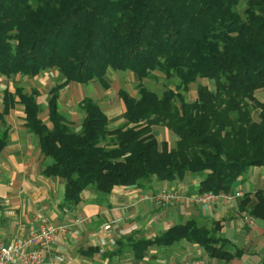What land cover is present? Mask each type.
<instances>
[{
    "label": "trees",
    "instance_id": "obj_1",
    "mask_svg": "<svg viewBox=\"0 0 264 264\" xmlns=\"http://www.w3.org/2000/svg\"><path fill=\"white\" fill-rule=\"evenodd\" d=\"M52 70L64 82L51 91L50 127L40 117L39 91L20 86L0 87V120L18 102L25 107L26 127L53 161L42 174L66 180L63 207L78 205L89 188L109 195L115 187L187 174L201 178L200 194H230L251 168L264 166V101L255 97L264 90V0H0V76L33 79ZM110 70L140 80L138 97L119 91L125 123L111 131L101 106L86 98L75 132L60 90L93 82L109 89ZM155 72L175 89L151 91L142 81ZM199 79L214 88L198 85L190 102L185 93ZM154 126L176 135L173 148L156 139ZM8 141L9 130H0V153ZM255 198L248 208L252 199L245 195L241 210L264 221V191ZM219 228L190 221L136 245L143 252L187 241L229 261L234 256Z\"/></svg>",
    "mask_w": 264,
    "mask_h": 264
},
{
    "label": "crops",
    "instance_id": "obj_2",
    "mask_svg": "<svg viewBox=\"0 0 264 264\" xmlns=\"http://www.w3.org/2000/svg\"><path fill=\"white\" fill-rule=\"evenodd\" d=\"M208 87L213 89L214 85ZM255 97L263 102L264 90H258ZM3 107L1 103V113ZM124 113L125 107L115 125L108 117L111 131L125 123ZM46 124L50 127L49 122ZM2 129L9 130V141L0 153V242L25 237L31 229L38 230L40 219L45 218L56 225H72L57 241L53 251L62 260L54 261L50 256L46 264H182L192 260L205 264L264 262V221L254 218L252 225L247 224L242 217V213L247 212L241 210L242 199L235 197L241 191L252 199L248 208L257 203L255 193L264 191V166L251 168L233 188L230 194L234 198L230 200L219 197L208 203L199 202L196 198L204 195L198 191L201 178L187 174L183 180L153 179L144 187H115L109 195L89 188L82 193L78 205L63 207L66 180L42 174L53 161L44 155L38 137L26 127L25 107L19 102L0 120ZM152 132L159 142L175 145L178 140L164 126H154ZM166 193L176 194L177 199L168 204L160 202V196ZM190 221L207 229L219 224L218 236L229 242L225 250L234 257L229 261L212 258L202 247L187 241L172 246H152L144 253L136 245L144 240H154L172 227ZM107 223L112 224V230L104 232L101 227ZM110 239H114L115 244L102 245ZM119 240L122 242L117 243Z\"/></svg>",
    "mask_w": 264,
    "mask_h": 264
},
{
    "label": "rangeland",
    "instance_id": "obj_3",
    "mask_svg": "<svg viewBox=\"0 0 264 264\" xmlns=\"http://www.w3.org/2000/svg\"><path fill=\"white\" fill-rule=\"evenodd\" d=\"M154 75L156 78L145 79L142 81V83L151 91H154L161 96L163 92L166 91L167 87L175 89L174 84L169 85L163 74L155 72ZM107 80L106 81L110 86L109 89L100 82H93L87 85L71 83L60 90L61 110L68 121H70L71 127L75 132L80 130L79 124L82 121L83 113L80 110L79 104L84 98L94 99L101 106L110 120H112V124L115 125V122L121 118L125 107L123 100L119 96V91L125 90L131 95L138 97V84L140 83V80L133 73L110 70L107 74ZM63 82V77L55 70L45 72L33 79L22 78L18 75L17 77L8 80L0 76V87L2 90L8 89L14 92L15 88L20 86L23 87L27 93H30L33 89L40 91L37 100L41 105L42 110L40 117L45 122H48V101L51 96L52 88ZM198 85H207L213 88V82L207 79H199L197 83L191 84L188 92L185 93L188 101L191 102L196 99ZM1 103L2 102H0V104ZM255 117L257 118V113H255ZM169 145L171 148L174 147L172 142ZM239 193L241 196L236 198L243 199V192L239 191ZM242 217H244L247 224L252 225L254 223V221H249L248 217L250 216L247 212L242 213ZM201 262L205 264V262Z\"/></svg>",
    "mask_w": 264,
    "mask_h": 264
},
{
    "label": "built area",
    "instance_id": "obj_4",
    "mask_svg": "<svg viewBox=\"0 0 264 264\" xmlns=\"http://www.w3.org/2000/svg\"><path fill=\"white\" fill-rule=\"evenodd\" d=\"M240 196L241 194L239 192L235 194V197ZM219 197L226 200L234 198L231 194L214 195L212 193H206L197 197L196 200L202 203H208ZM176 199L177 196L173 193L162 194L159 198L160 202L163 203H170ZM248 218L250 222L254 221V218ZM70 226L72 225H56L45 218H41L38 230L31 229L25 237L12 238L8 243L0 242V264H46L50 256L53 257L54 261H61V256L55 255L53 251L57 245V241L62 235L67 233ZM101 228L102 231L109 232L112 230V224H104ZM108 243L114 244L115 241L114 239H110L109 242L103 243L102 245L107 246ZM182 264L203 263L201 261H187Z\"/></svg>",
    "mask_w": 264,
    "mask_h": 264
}]
</instances>
